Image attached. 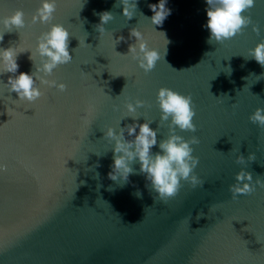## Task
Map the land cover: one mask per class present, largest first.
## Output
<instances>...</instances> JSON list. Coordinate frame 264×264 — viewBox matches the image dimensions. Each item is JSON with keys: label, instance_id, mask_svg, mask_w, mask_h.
Wrapping results in <instances>:
<instances>
[{"label": "water", "instance_id": "1", "mask_svg": "<svg viewBox=\"0 0 264 264\" xmlns=\"http://www.w3.org/2000/svg\"><path fill=\"white\" fill-rule=\"evenodd\" d=\"M40 2L0 0V20L17 9L30 20ZM158 2L138 0L125 21L117 0H56L52 24L69 32L73 59L46 79L66 91L42 86L38 101L21 104L4 86L11 74L0 75V164L7 165L0 173V264H264V189L236 199L228 192L242 167L264 180V128L248 120L264 108V68L244 58L264 31L257 35L250 25L209 44L205 0H167L171 14L156 27L145 17L152 15L147 5ZM103 11L114 19L100 34L96 14ZM247 14L264 28V0ZM49 27L4 35L0 48L22 52L17 75L34 71L28 51ZM132 28L160 54L148 74L122 56L135 43ZM161 87L192 96L197 131L176 134L198 138L194 174L204 181L196 188L182 182L167 202L154 201L143 175L131 174L123 185L108 178L112 142L102 131L133 123L123 119L124 104L142 100L135 123L153 121L158 141L166 138L168 122L157 129ZM131 167L139 172L138 163Z\"/></svg>", "mask_w": 264, "mask_h": 264}, {"label": "clouds", "instance_id": "2", "mask_svg": "<svg viewBox=\"0 0 264 264\" xmlns=\"http://www.w3.org/2000/svg\"><path fill=\"white\" fill-rule=\"evenodd\" d=\"M137 2L138 0H117L113 7L122 6V16L127 21L133 18L137 10ZM255 2L256 0H205L207 21L203 27L209 33L206 42L223 44L241 35L243 30L250 25L257 35L264 31V28L254 24L251 16L247 14L255 6ZM166 4L167 0L148 4L147 7L152 15L145 19L149 20L153 26H162L171 14ZM56 8V0H41L30 20H26L25 13L19 9L0 20L3 26V31H0V42L3 41L5 34L13 31L19 33V30L36 24L50 25L47 31L42 32L36 38L34 49L28 51L31 53L29 60L33 62L34 67V71L30 74L20 72L17 75L19 68L17 57L22 52H18L16 47L11 46L0 48V75L11 74L4 86L9 93L16 94L18 98L16 101L21 104H34L38 101L43 95L40 90L42 86L55 88L61 93L66 91L65 84L57 83L54 79H46L59 66L69 64L73 59L68 51L69 32L61 24H52ZM96 15L99 16V24L95 26L96 31L100 34L105 33L104 25L111 22L114 16L110 11H103ZM129 38H134L135 43L129 45L127 54L122 56H130L136 62L137 68L148 74L161 59L159 52L148 47L147 40L137 28L130 30ZM123 39L119 37L115 40L116 44ZM34 57L38 58V63ZM244 58L246 60L250 58L264 68V40L251 48ZM227 71L231 70L227 69ZM260 77L264 78V74ZM156 104L160 112L157 129L168 122L166 138L158 141V131L149 126L153 121L135 123L140 117L136 115L137 110L146 106L142 100L124 104L127 115L123 119L130 117L133 123L119 127V131H114L112 127L102 129V131L103 138L112 142L113 163L108 178L114 182L119 180L123 185L128 182L131 174L143 175L146 181L145 187L155 194L154 201L167 202L178 194L182 182H187L196 188L202 187L204 181L194 174L199 159L193 155L192 146L199 144L198 138L192 136L185 140L181 135L176 134L177 130L189 133L197 131L193 123L196 112L192 96L182 95L169 88L161 87L156 93ZM233 107L235 108L236 105L233 104ZM248 120L251 124L264 128V108H256ZM154 147L158 148L155 153L152 152ZM254 160V154H250L247 158L248 163ZM234 162L241 166L246 163L243 156H237ZM133 163L139 164L138 173L131 167ZM5 172H7V165L0 164V173ZM234 181L228 187V192L233 199L242 195H251L257 188L264 189V180L260 178L253 180L252 174L245 171L243 167L234 176ZM136 195L140 196L139 191Z\"/></svg>", "mask_w": 264, "mask_h": 264}]
</instances>
